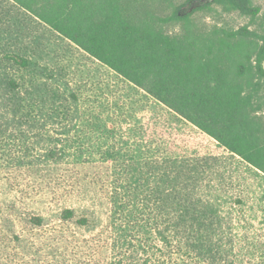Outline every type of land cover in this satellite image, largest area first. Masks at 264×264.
<instances>
[{
	"label": "trees",
	"instance_id": "1",
	"mask_svg": "<svg viewBox=\"0 0 264 264\" xmlns=\"http://www.w3.org/2000/svg\"><path fill=\"white\" fill-rule=\"evenodd\" d=\"M8 1L264 174V103L256 81L264 37L247 27L199 29L193 21L214 7L254 18L259 10L251 0ZM168 24L179 31L167 32ZM3 60L8 89L15 91L27 64L12 54ZM48 88L44 160L51 214L41 264H264V232L250 236L237 228L219 194L216 157L175 155L174 133L170 144L164 130L118 129L109 118L87 119L98 127L89 134L76 117L77 88ZM117 100L122 103L110 97L107 105ZM87 136L101 144L84 148ZM43 222L32 219L37 229Z\"/></svg>",
	"mask_w": 264,
	"mask_h": 264
},
{
	"label": "rangeland",
	"instance_id": "2",
	"mask_svg": "<svg viewBox=\"0 0 264 264\" xmlns=\"http://www.w3.org/2000/svg\"><path fill=\"white\" fill-rule=\"evenodd\" d=\"M169 1L177 4L183 0ZM251 2L259 10L254 18L214 7L210 12L197 13L193 21L199 29L213 25L226 29L247 27L259 37H264V0ZM165 30L175 34L179 26L168 24ZM6 54L20 56L27 64L20 69L15 91L9 90L7 85L9 68L5 60L2 61ZM260 66L263 73L258 74L256 80L259 84L257 98L264 103V61ZM48 85L60 92L77 88L76 117L84 119L79 128H87L89 134L98 131V127L87 126V119L109 118L113 123L109 121L108 125L114 124L118 129L164 130L170 144L174 133L175 155L184 151L190 155L216 157L223 179V192L219 194L227 198L225 208L235 215L237 228L247 229L250 236L264 232L263 173L169 114L31 14L8 0H0V264H41L45 257L44 227L51 214V194L47 188L44 160L49 138L46 120ZM100 88L108 90L104 94L107 100L119 98L122 103L117 100L113 107H109ZM261 114L264 118V104ZM158 119L157 125L150 123L152 120L158 122ZM145 124H148L146 128ZM100 144L97 138L88 136L80 142L84 148ZM55 173L60 171L55 170ZM236 199L240 200L239 204L234 203ZM237 215L241 218L239 223ZM36 216L44 219L39 229L32 225Z\"/></svg>",
	"mask_w": 264,
	"mask_h": 264
}]
</instances>
